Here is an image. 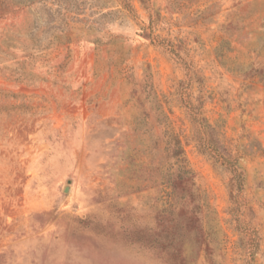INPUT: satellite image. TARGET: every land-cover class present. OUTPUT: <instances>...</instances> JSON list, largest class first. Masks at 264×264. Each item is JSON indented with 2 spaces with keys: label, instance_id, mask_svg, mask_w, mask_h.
Wrapping results in <instances>:
<instances>
[{
  "label": "rangeland",
  "instance_id": "obj_1",
  "mask_svg": "<svg viewBox=\"0 0 264 264\" xmlns=\"http://www.w3.org/2000/svg\"><path fill=\"white\" fill-rule=\"evenodd\" d=\"M176 139L189 263L264 264V0H0V264H169Z\"/></svg>",
  "mask_w": 264,
  "mask_h": 264
},
{
  "label": "trees",
  "instance_id": "obj_2",
  "mask_svg": "<svg viewBox=\"0 0 264 264\" xmlns=\"http://www.w3.org/2000/svg\"><path fill=\"white\" fill-rule=\"evenodd\" d=\"M196 141L202 152L210 153V148H214L213 143L206 142L201 135ZM173 146L172 149L165 148L168 158L173 159V168L163 176L164 184L173 196L169 212L159 215L161 229L153 234H143L139 238L140 241L151 244L158 255L165 256L169 264H190L185 256L186 240L189 236L194 235L202 249L205 246L206 250L209 246L208 234L200 218L204 204L197 202L200 195L196 191L199 188L196 186L193 171L187 168L181 142L176 139Z\"/></svg>",
  "mask_w": 264,
  "mask_h": 264
}]
</instances>
